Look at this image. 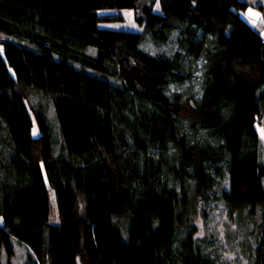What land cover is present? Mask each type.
<instances>
[{
  "label": "trees",
  "instance_id": "1",
  "mask_svg": "<svg viewBox=\"0 0 264 264\" xmlns=\"http://www.w3.org/2000/svg\"><path fill=\"white\" fill-rule=\"evenodd\" d=\"M140 5L0 0V264H264V36L241 15L250 5ZM139 9L155 50L146 32L100 25ZM206 203L253 225L232 258L200 235Z\"/></svg>",
  "mask_w": 264,
  "mask_h": 264
},
{
  "label": "rangeland",
  "instance_id": "2",
  "mask_svg": "<svg viewBox=\"0 0 264 264\" xmlns=\"http://www.w3.org/2000/svg\"><path fill=\"white\" fill-rule=\"evenodd\" d=\"M147 0H139V4L143 5L146 3ZM248 2L250 7L246 11H241V15L244 19H246L249 23L252 21L251 17L253 16V12H261L262 20L264 19V6L260 3L264 4V0H244ZM140 5V6H141ZM260 7H263V9H260ZM156 9L159 10V5H156ZM107 13V12H103ZM140 14L139 10H126L122 12H112V15H103L100 19V25L102 27L107 28H113V29H119V30H136L140 32H146L143 25L139 24L137 22L136 16ZM6 39L5 36H2V40ZM161 45L155 44L153 42L150 34L146 32L145 38H144V47L150 50H155L159 48ZM165 47V46H163ZM167 50H169V47H166ZM201 72H198L200 74ZM101 77L108 76L103 74H98ZM112 82L119 83L115 78H109ZM172 91H178L181 92V88L179 86H172ZM257 128L259 130L260 137L262 139V142L264 144V117L259 118L257 122ZM33 134L35 136H38L40 134L39 129L37 125L34 127ZM264 153V148H263ZM52 202L53 205H56V199L54 196V193H52ZM202 204V203H201ZM211 214V223L210 225L204 224V221L201 219V217H198V223L200 225V235L203 236L207 233V231L212 232L216 235L217 239H215V243L217 246L220 245V248L222 249V252L225 253L226 257H234V255L237 254L236 247H240L242 241L248 239L251 237L253 232V225L249 227V224L242 228L239 225H235L234 222L228 223V218L226 217V213L223 212L222 209H217L210 204L206 203L205 205ZM228 251V252H227Z\"/></svg>",
  "mask_w": 264,
  "mask_h": 264
},
{
  "label": "crops",
  "instance_id": "3",
  "mask_svg": "<svg viewBox=\"0 0 264 264\" xmlns=\"http://www.w3.org/2000/svg\"><path fill=\"white\" fill-rule=\"evenodd\" d=\"M260 5H263V3H260ZM252 17H251V22L250 24L255 27L257 30H259L263 36H264V19L262 20V17H261V12H253L252 13Z\"/></svg>",
  "mask_w": 264,
  "mask_h": 264
}]
</instances>
